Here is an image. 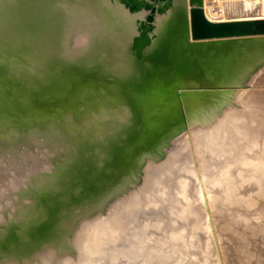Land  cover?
Wrapping results in <instances>:
<instances>
[{"label":"bare ground","instance_id":"bare-ground-1","mask_svg":"<svg viewBox=\"0 0 264 264\" xmlns=\"http://www.w3.org/2000/svg\"><path fill=\"white\" fill-rule=\"evenodd\" d=\"M204 13L264 20V0ZM163 72L172 114L133 139L125 83ZM92 92L103 105L73 116ZM24 104L60 108L1 110ZM0 116V264H264V34L195 40L190 0H0Z\"/></svg>","mask_w":264,"mask_h":264},{"label":"water","instance_id":"water-1","mask_svg":"<svg viewBox=\"0 0 264 264\" xmlns=\"http://www.w3.org/2000/svg\"><path fill=\"white\" fill-rule=\"evenodd\" d=\"M191 4V34L195 40L199 39H212V38H227V37H235V36H247V35H258V34H264V20H246V21H232V22H220V23H215L211 22L208 20L205 16L204 13V0H190ZM151 17V16H149ZM148 17V18H149ZM140 21L138 20L137 23ZM14 59L16 57H13ZM158 77H156L155 74H150L148 77L144 78L145 82H142L141 80L139 82H134V81H129L126 82V85H132V83L135 84V86L141 87V97L138 95V93H133L130 94L131 97H133V105L134 107H131V109L136 111V114L139 116L140 122H141V128L137 132L136 137L133 139H137L144 130V121H143V115H145V119H147V123L150 124L152 123L151 127L154 129L156 128L157 125L160 123L155 120L154 118L159 117L161 114L166 115L164 121L166 118L172 114H166V106L167 104H164L162 100H164L165 95L168 93L171 95L170 99H175L176 96L170 92L173 89L174 86V81H175V75L170 78L169 74H167V78L165 79V72L161 75L160 73L157 74ZM10 77L13 79V84L19 85L17 80H15L11 74ZM150 77V78H149ZM164 81V84H161L160 82ZM157 83L158 86H160V89L155 90V91H149L150 88H153V85H156L154 83ZM138 83V84H136ZM147 85H146V84ZM181 88L188 89L186 92H179L181 95L190 93V95H195V97H199L201 95H204L205 93L209 92V89H203L199 90L197 89H190L189 86L182 85ZM207 88V87H206ZM154 89V88H153ZM152 90V89H151ZM163 90V91H162ZM149 91V92H148ZM167 92V93H166ZM84 91L80 94L83 95ZM147 95H144V94ZM102 94L101 92L95 93L92 92L89 94V98H86V101L84 103H73L71 104L72 112L71 114L74 116L76 112L80 114V116L84 115L85 113L87 114L89 112V109L92 108L93 102H91V99H96L97 103L100 104L101 102H98L100 98L99 95ZM145 97V101L149 103V108L144 109L142 104L140 103V99L142 97ZM152 98V101H150V98ZM81 104V105H80ZM202 104V103H201ZM200 104V105H201ZM97 105V104H96ZM101 106L103 105V102L100 104ZM31 106L30 104L26 105H19L18 109H10V108H5L3 107L1 110L4 112H7V115H10L11 119H17V116L20 118H29L32 119L33 121L40 120L41 118L45 117L48 113L52 111H56L57 109L60 108L58 104L55 106H49L50 108H40V107H35L29 109L28 107ZM40 106H44L42 103ZM45 106H48L45 104ZM98 106V105H97ZM195 107H198V105H194ZM151 109V112L149 110ZM183 109H186V104L183 103ZM33 112V113H32ZM195 112V111H194ZM151 113V114H150ZM17 115V116H16ZM23 116V117H22ZM171 117V116H170ZM0 118H2L0 116ZM157 119V118H156ZM75 122V120H74ZM59 128L64 132L66 135H69L67 130H64L61 126ZM72 131V130H71ZM72 133V132H71ZM70 136V135H69ZM7 139V138H6ZM131 140V139H130ZM128 144L125 145L124 149H126L129 146ZM122 149V150H124Z\"/></svg>","mask_w":264,"mask_h":264},{"label":"clouds","instance_id":"clouds-1","mask_svg":"<svg viewBox=\"0 0 264 264\" xmlns=\"http://www.w3.org/2000/svg\"><path fill=\"white\" fill-rule=\"evenodd\" d=\"M87 42L88 41H87V36L86 35L79 36L77 38V40H76V43L78 45H86ZM51 255H54V253L48 252V253L44 254L43 256H41L40 264H49L48 256H51Z\"/></svg>","mask_w":264,"mask_h":264},{"label":"rangeland","instance_id":"rangeland-1","mask_svg":"<svg viewBox=\"0 0 264 264\" xmlns=\"http://www.w3.org/2000/svg\"><path fill=\"white\" fill-rule=\"evenodd\" d=\"M250 1H257V0H250ZM257 13H260V12H257ZM135 146L133 147V150L131 149V151H130V154L133 156L138 150H139V148L143 145L142 143V141H139V140H136L135 141ZM127 150H128V148H127ZM124 156V155H123ZM124 161H125V158H124ZM116 162L117 163H119V164H122L123 163V161H122V159H121V156H118V158H117V160H116ZM111 173V172H110ZM106 177H108L107 175H102V179L101 180H103V181H105V178ZM103 183H106V182H103Z\"/></svg>","mask_w":264,"mask_h":264},{"label":"snow or ice","instance_id":"snow-or-ice-1","mask_svg":"<svg viewBox=\"0 0 264 264\" xmlns=\"http://www.w3.org/2000/svg\"><path fill=\"white\" fill-rule=\"evenodd\" d=\"M138 18H139V19H143V17H138ZM184 42L187 43L186 39H185ZM193 43H195V42H193ZM54 58H55V53H52V59L54 60ZM133 72H134V69H133L132 67H128V68L126 69V71H125L124 74H125L126 76H130V75L133 74ZM45 75H46V73H42L41 76H40V78L43 79Z\"/></svg>","mask_w":264,"mask_h":264}]
</instances>
